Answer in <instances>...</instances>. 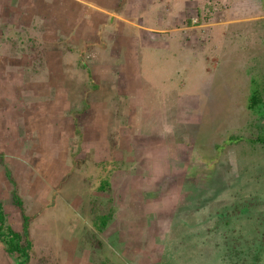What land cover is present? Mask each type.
<instances>
[{"label": "rangeland", "instance_id": "rangeland-1", "mask_svg": "<svg viewBox=\"0 0 264 264\" xmlns=\"http://www.w3.org/2000/svg\"><path fill=\"white\" fill-rule=\"evenodd\" d=\"M259 46L239 62L232 56L237 53L228 57L208 76V85L200 75L191 89L166 87L171 96L158 94L155 109L142 106L152 99H142L138 125L143 130L119 139L112 154L106 150L120 171L112 178L113 193L101 198L93 196L99 194L94 172L85 183L82 170H76L89 147L78 137L67 138L76 132L73 125L62 118L52 133L31 140L18 129L23 130L24 117L34 118V107L14 105L21 95L4 83L13 76L0 74V200L15 229L23 231L24 215L30 218L27 264H264V142L258 140L264 139V43ZM163 129L166 136L158 138ZM144 130L155 133L156 141ZM236 137L243 139L224 145ZM24 144L34 146V158L28 156L34 168L45 170L37 172L42 181L34 195L18 188L16 167L5 168L3 162L28 158L19 153ZM103 165L98 182L109 175L111 164ZM45 179L54 189L49 196ZM69 195L86 197L69 202ZM107 202L114 214L112 241L97 240L94 246L89 226L94 230L96 209L106 210ZM17 258L0 242V264H16Z\"/></svg>", "mask_w": 264, "mask_h": 264}, {"label": "crops", "instance_id": "crops-1", "mask_svg": "<svg viewBox=\"0 0 264 264\" xmlns=\"http://www.w3.org/2000/svg\"><path fill=\"white\" fill-rule=\"evenodd\" d=\"M263 39L264 0H0V74L13 76L4 83L21 95L14 105L34 107V118L24 117L25 126L18 130L32 140L52 133L58 120H68L81 137L73 133L67 138L80 137L89 147L84 155H93L76 170H82L85 183L92 170L96 188L105 163L111 164L107 171L115 184L112 178L119 170L106 150L141 132L142 99H152L142 106L155 109L158 94L171 96L166 87L191 89L200 75L208 85V76L228 57L237 53L232 56L239 62L257 45L262 49ZM28 123L33 126L27 128ZM149 132L143 133L155 142V133ZM164 136L163 129L158 138ZM19 153L34 158V146L24 144ZM29 158L21 157L13 166L3 162L5 168L16 167L18 188L34 195V186L42 181L37 172L45 170L34 168ZM49 181L42 184L51 186ZM52 190L47 189V196ZM74 197L67 199L83 202L86 195ZM97 218L95 213L93 224Z\"/></svg>", "mask_w": 264, "mask_h": 264}, {"label": "trees", "instance_id": "trees-1", "mask_svg": "<svg viewBox=\"0 0 264 264\" xmlns=\"http://www.w3.org/2000/svg\"><path fill=\"white\" fill-rule=\"evenodd\" d=\"M248 108L251 110L252 107L248 106ZM232 138L231 139L229 138L230 141L228 139L224 145H228L230 143H236L243 139L242 137H236V140H233ZM258 140L264 142L263 138H260ZM218 148L219 150H221L222 146H218ZM218 157H219V154L215 156V162H217ZM108 173H109L108 178L101 180L97 190L108 193L109 195L113 193L112 190L114 189V185L110 183V177L112 173H110V171ZM149 194H146V195H149ZM151 195L154 196L155 194L151 192ZM14 197H15L16 204L22 207L23 201L17 195V193H15ZM100 206L101 205H98V209H96V213L98 217L97 218L98 223L96 226L97 228H101V230H103V228L108 226L109 222L113 219V213H112V207L110 203H108L107 206H105L106 210H103V211L101 210ZM29 220H30L29 216L24 215L23 231L20 232V231L14 230L11 226L7 225V214L5 212L3 202L0 200V242L5 246L6 251L9 254H15V253L18 254L16 264H27L30 261V257H31L30 250L32 248L33 243L30 239V234H29V229H28Z\"/></svg>", "mask_w": 264, "mask_h": 264}, {"label": "flooded vegetation", "instance_id": "flooded-vegetation-1", "mask_svg": "<svg viewBox=\"0 0 264 264\" xmlns=\"http://www.w3.org/2000/svg\"><path fill=\"white\" fill-rule=\"evenodd\" d=\"M76 134H78L80 137H81V131H76L75 132ZM79 137V138H80ZM81 141H82V139H81ZM80 141V142H81ZM80 146H81V144H80ZM79 157V156H78ZM84 161H87V160H92L93 159V155H92V153H89L87 156H84V157H81ZM80 157H79V159H81ZM79 161V160H78ZM85 166H88V165H85ZM118 164H114L113 165V168L115 169V170H119V169H117L118 167ZM92 171V170H91ZM91 171H89V173H91ZM120 171V170H119ZM95 184H96V182H95ZM90 200L92 201V202H94V200L90 197ZM113 217H114V214H113ZM113 220H114V218L109 222V224H108V226H106L105 228H103V230H99L98 228H97V223H98V219L96 220V222H95V224H92L93 225V227H94V230L89 226V230H90V236H92V242H93V245L94 246H97V240H99V242L102 244L103 243V245H105V243L107 242V238L108 237H110V239H111V237H112V234H111V232H112V230H110L109 228H110V225H111V223L113 222ZM7 225H9V226H11L14 230H16V231H20V232H22V230H17V229H15L11 224H7ZM29 229V228H28ZM84 234V233H83ZM89 235V234H88ZM88 239V237H85V242H86V240ZM111 241H112V239H111ZM92 242L91 243H89V241L87 240V242H86V246H87V250H90V252L92 251ZM3 245V244H2ZM4 246V245H3ZM5 247V246H4ZM31 258V257H30Z\"/></svg>", "mask_w": 264, "mask_h": 264}, {"label": "built area", "instance_id": "built-area-1", "mask_svg": "<svg viewBox=\"0 0 264 264\" xmlns=\"http://www.w3.org/2000/svg\"><path fill=\"white\" fill-rule=\"evenodd\" d=\"M195 21H197V20L195 19Z\"/></svg>", "mask_w": 264, "mask_h": 264}]
</instances>
